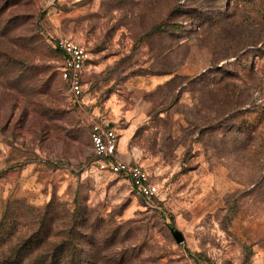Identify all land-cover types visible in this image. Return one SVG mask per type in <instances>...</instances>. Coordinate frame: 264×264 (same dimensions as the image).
<instances>
[{"label":"rangeland","instance_id":"rangeland-1","mask_svg":"<svg viewBox=\"0 0 264 264\" xmlns=\"http://www.w3.org/2000/svg\"><path fill=\"white\" fill-rule=\"evenodd\" d=\"M59 35L91 51L82 105ZM88 112L152 201L97 166ZM0 223L82 242L81 264H264V0H0Z\"/></svg>","mask_w":264,"mask_h":264},{"label":"built area","instance_id":"built-area-1","mask_svg":"<svg viewBox=\"0 0 264 264\" xmlns=\"http://www.w3.org/2000/svg\"><path fill=\"white\" fill-rule=\"evenodd\" d=\"M53 44L63 54L60 75L67 83L68 96L74 105H82L85 103L83 78L91 59V51L85 43L70 36H56ZM86 121L90 126L91 148L96 155L97 166L101 170L130 178L136 192L148 201L158 196L159 184L146 166L134 158L120 157L119 134L113 121L95 112H88Z\"/></svg>","mask_w":264,"mask_h":264},{"label":"trees","instance_id":"trees-1","mask_svg":"<svg viewBox=\"0 0 264 264\" xmlns=\"http://www.w3.org/2000/svg\"><path fill=\"white\" fill-rule=\"evenodd\" d=\"M55 50L60 57L61 66H62L64 61L62 56L63 54L59 49L55 48ZM59 74H60V70H59ZM83 82H85V76L83 78ZM64 83L67 88L66 81H64ZM44 108L45 109H42L40 111L41 112V114H39L40 118L41 117L51 118V116L55 118H60L63 116L61 110L51 109L47 107ZM89 128L90 126L88 124V129ZM89 140H90V136H89ZM90 144H91V140H90ZM92 154L96 158V155L93 151ZM120 176L127 179L128 182L131 183L130 178H127L123 174L122 175L120 174ZM2 225L3 224L0 223V228H2ZM39 231L40 229H38V232ZM36 233H33L28 237L22 238V236L15 234L13 235L11 231L1 232L0 230V245L3 246L6 245L5 247L8 250V253L13 256V258L7 260L8 262H10V264H81L83 262L82 242H76L72 240H62L59 242L49 241L47 240V237H49L47 233L46 234L42 233L41 236H37ZM69 257H71L72 260H69Z\"/></svg>","mask_w":264,"mask_h":264},{"label":"water","instance_id":"water-1","mask_svg":"<svg viewBox=\"0 0 264 264\" xmlns=\"http://www.w3.org/2000/svg\"><path fill=\"white\" fill-rule=\"evenodd\" d=\"M174 235L176 236V239H177L178 241H182V240L184 239L183 235L178 234V233L175 232V231H174Z\"/></svg>","mask_w":264,"mask_h":264}]
</instances>
